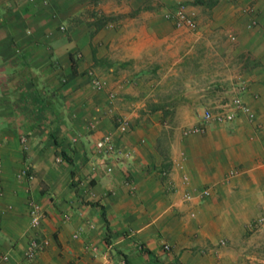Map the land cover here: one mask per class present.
I'll use <instances>...</instances> for the list:
<instances>
[{
	"label": "crops",
	"instance_id": "1",
	"mask_svg": "<svg viewBox=\"0 0 264 264\" xmlns=\"http://www.w3.org/2000/svg\"><path fill=\"white\" fill-rule=\"evenodd\" d=\"M253 1L0 0L1 264H28L34 238L50 242L34 264H253L264 211V5ZM177 5L197 32L176 28ZM241 86L254 120L185 134L206 110L229 111ZM108 135L117 160L97 154Z\"/></svg>",
	"mask_w": 264,
	"mask_h": 264
},
{
	"label": "built area",
	"instance_id": "2",
	"mask_svg": "<svg viewBox=\"0 0 264 264\" xmlns=\"http://www.w3.org/2000/svg\"><path fill=\"white\" fill-rule=\"evenodd\" d=\"M168 17L172 19L175 23L176 28L185 29L190 32H197L198 23L193 14H191L187 8L183 5H177L169 14ZM258 25L257 19H252L249 23V28H254ZM61 30L65 31L64 27H61ZM79 57V56H78ZM88 77L91 80V83L97 90L103 89L102 81L95 76L94 72H89ZM246 92L244 86L240 87V92L232 99L230 104V109L227 112H222L219 114H214L210 110H206L202 117V123L193 128L187 129L185 131L186 135L192 133H202L204 132L205 125L209 124L211 121L215 120L217 122L227 124L233 122L238 114L244 115L251 120L255 119V113L252 108L245 102L242 95ZM122 130L126 131L127 127L122 126ZM23 142H26L25 138L22 139ZM97 154L109 159H119L122 155V152L118 148L112 136L108 135L101 139L96 144ZM1 166V162H0ZM113 168H109L108 172H112ZM27 172L22 174V177H27ZM200 199H206L211 197L212 192L210 189H205L199 194H197ZM195 198L192 194H185L184 199L186 201H192ZM30 219H31V228L39 229L42 226L43 220L45 219V213L42 207L32 202L30 204ZM66 219H69V216H66ZM254 226L261 227L264 226V216L257 219L254 223ZM50 242L48 239H38L34 238L29 242V246L24 254L25 261L28 264H34L40 253L44 252L45 249L49 246ZM222 245H225V242H221ZM164 251L171 252L172 248L169 244L163 246ZM10 259L8 255L0 256V264L6 262Z\"/></svg>",
	"mask_w": 264,
	"mask_h": 264
},
{
	"label": "rangeland",
	"instance_id": "3",
	"mask_svg": "<svg viewBox=\"0 0 264 264\" xmlns=\"http://www.w3.org/2000/svg\"><path fill=\"white\" fill-rule=\"evenodd\" d=\"M258 1L262 3L261 5H264V0H254L253 2H258ZM254 18L257 19L258 21L257 26H260L258 15L250 16V21ZM262 216H264V211L259 214L256 220ZM256 230H259V232H257L256 234L257 238L252 240L250 245V247L256 252V258H257L253 260V264H264V226L258 227ZM246 260L250 261L251 259H246Z\"/></svg>",
	"mask_w": 264,
	"mask_h": 264
},
{
	"label": "trees",
	"instance_id": "4",
	"mask_svg": "<svg viewBox=\"0 0 264 264\" xmlns=\"http://www.w3.org/2000/svg\"><path fill=\"white\" fill-rule=\"evenodd\" d=\"M62 157L66 160V161H68V162H70L71 161V159L67 156V154H62Z\"/></svg>",
	"mask_w": 264,
	"mask_h": 264
}]
</instances>
